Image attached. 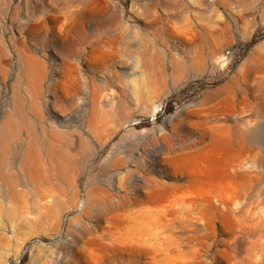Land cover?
Here are the masks:
<instances>
[{
  "label": "rangeland",
  "instance_id": "rangeland-1",
  "mask_svg": "<svg viewBox=\"0 0 264 264\" xmlns=\"http://www.w3.org/2000/svg\"><path fill=\"white\" fill-rule=\"evenodd\" d=\"M0 204V264H264V0H0Z\"/></svg>",
  "mask_w": 264,
  "mask_h": 264
},
{
  "label": "bare ground",
  "instance_id": "bare-ground-1",
  "mask_svg": "<svg viewBox=\"0 0 264 264\" xmlns=\"http://www.w3.org/2000/svg\"><path fill=\"white\" fill-rule=\"evenodd\" d=\"M100 52L101 50L98 44H94V46L93 45L91 46L87 60L89 66L96 64L97 62L96 58ZM10 141L11 140L8 137L6 139V142L9 143ZM209 144L211 147V152H209L206 155H201L200 153L198 154L196 152L188 153V154L183 153V154L170 155L164 159L165 163L167 164V166L169 167V169L172 171L173 174L174 172L181 173L184 179L186 180V183L190 187L199 186L200 184L211 181L216 177H223L226 174L225 165H223L224 164L223 161H220L217 158V154L221 150L227 149L229 142L220 135L219 136L211 135L209 137ZM182 187L183 186L165 187L162 185V183L161 184L156 183L150 187H147V197H146L147 202L152 205L149 211L158 210L161 207L162 203L168 198V196L171 193H173L174 190H176L177 188L180 189ZM0 208H1V204H0ZM162 233L166 236L164 237L165 240L172 239L171 235H168L167 232L163 231ZM151 236L152 235H150V237ZM160 239L161 238H158L157 241H160ZM89 243L95 245L100 252L104 253L107 251L106 247L99 245L93 239H90Z\"/></svg>",
  "mask_w": 264,
  "mask_h": 264
}]
</instances>
